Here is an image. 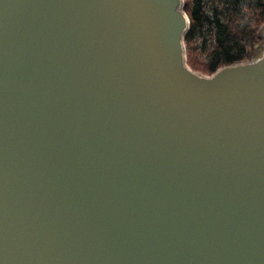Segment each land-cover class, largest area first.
<instances>
[{"label":"water","instance_id":"obj_1","mask_svg":"<svg viewBox=\"0 0 264 264\" xmlns=\"http://www.w3.org/2000/svg\"><path fill=\"white\" fill-rule=\"evenodd\" d=\"M183 0H0V264H264V35L187 63Z\"/></svg>","mask_w":264,"mask_h":264},{"label":"trees","instance_id":"obj_2","mask_svg":"<svg viewBox=\"0 0 264 264\" xmlns=\"http://www.w3.org/2000/svg\"><path fill=\"white\" fill-rule=\"evenodd\" d=\"M189 18L184 34L186 60L196 71L250 60L262 46L264 0H184Z\"/></svg>","mask_w":264,"mask_h":264},{"label":"rangeland","instance_id":"obj_3","mask_svg":"<svg viewBox=\"0 0 264 264\" xmlns=\"http://www.w3.org/2000/svg\"><path fill=\"white\" fill-rule=\"evenodd\" d=\"M183 2H184V0H183ZM258 34H259V36L263 37V35H264V22L260 25L259 30H258ZM261 53H262V46L257 48L255 56L252 59L257 58L258 56H260ZM201 73H203V72H201ZM203 74H205V73H203Z\"/></svg>","mask_w":264,"mask_h":264}]
</instances>
